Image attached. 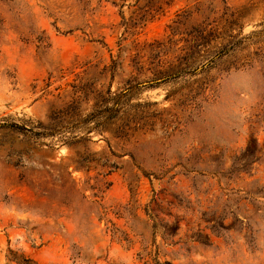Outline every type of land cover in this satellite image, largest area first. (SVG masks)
I'll use <instances>...</instances> for the list:
<instances>
[{"label":"rangeland","instance_id":"374dc122","mask_svg":"<svg viewBox=\"0 0 264 264\" xmlns=\"http://www.w3.org/2000/svg\"><path fill=\"white\" fill-rule=\"evenodd\" d=\"M127 81V139L50 119ZM0 264H264V0H0Z\"/></svg>","mask_w":264,"mask_h":264},{"label":"trees","instance_id":"16d2710c","mask_svg":"<svg viewBox=\"0 0 264 264\" xmlns=\"http://www.w3.org/2000/svg\"><path fill=\"white\" fill-rule=\"evenodd\" d=\"M174 68L175 67L173 66L164 70L157 69L153 71V74L156 76L168 75L173 72ZM135 86L136 85H130V82L127 81L126 87L119 91L111 92L110 89H107L104 92H94L95 102L93 109L84 116H81L77 111L79 107V98L77 97V99L65 103L56 113H54L56 118H52L51 116L50 119L57 123L66 120V124L70 125L72 130L83 131L85 134L91 132H97L99 134L108 132L114 138L127 139L140 128L138 126L140 119L139 105L128 104L130 100V92ZM74 87L76 88L74 93L79 92L84 97L93 93V90H90L86 85ZM86 140H88L86 137H77L76 140L69 142L67 145L76 147ZM110 154L119 157L112 151H110ZM77 164L79 167L84 168L86 172L91 169L99 168L105 172L104 175H109L118 168V165L115 162H110L108 156H104V159L102 160L101 157L94 158L91 154H80Z\"/></svg>","mask_w":264,"mask_h":264}]
</instances>
